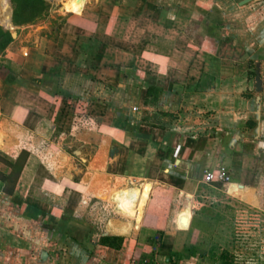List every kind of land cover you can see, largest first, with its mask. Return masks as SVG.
Masks as SVG:
<instances>
[{
  "label": "crops",
  "instance_id": "crops-1",
  "mask_svg": "<svg viewBox=\"0 0 264 264\" xmlns=\"http://www.w3.org/2000/svg\"><path fill=\"white\" fill-rule=\"evenodd\" d=\"M75 8L53 33L23 26L0 62V157L23 158L12 194L0 171V264L126 262L143 229H161L162 240L183 233L205 199L221 194L264 215V0H80ZM147 87L160 90L155 100ZM218 165L228 184L204 181ZM34 191L46 198L40 207L26 200ZM158 191L171 196L166 209L153 203ZM115 203L136 213L137 229L135 220L127 232L111 228L127 221ZM94 205L112 211L100 235L123 237L119 249L91 239L115 253L111 261L57 250L59 235L83 242L73 215L81 220ZM62 213L72 218L69 234L57 230Z\"/></svg>",
  "mask_w": 264,
  "mask_h": 264
},
{
  "label": "rangeland",
  "instance_id": "rangeland-1",
  "mask_svg": "<svg viewBox=\"0 0 264 264\" xmlns=\"http://www.w3.org/2000/svg\"><path fill=\"white\" fill-rule=\"evenodd\" d=\"M45 1L48 7L40 19H37L34 23L20 26L13 23L14 27L8 30L13 39L19 32L26 30L22 29L23 26H29L27 30L32 28L41 29L44 26L43 30L53 33L58 23L64 18L65 13L76 9V5L80 2V0H66V2L65 0ZM10 10L13 11L12 1L0 0L1 24L11 25L10 17L12 18V16L10 15ZM6 55L7 53L4 49L0 51V62L6 60ZM2 159L0 160V171L10 172L11 169ZM5 186L6 184H4L3 188ZM125 187L128 186H123L120 189ZM119 190L112 193L110 198L108 197L112 202H114V196ZM207 190L213 192L212 189ZM26 200L33 202L36 206L39 205V207L46 202V198L38 191L28 193ZM205 200L203 207L191 217L189 229L183 233L164 237L162 240L163 235H160L161 233L158 231L143 229L139 233L132 251L126 254L127 264H143V259H148L149 256L148 264H220L218 257L224 252L227 253V263L229 264H264V215L242 204L239 200L226 197L224 194L206 198ZM183 205L188 209L191 208V204L187 200ZM115 206L127 218V221L111 228H115V230L120 232H127L131 228V221L135 220L133 228L137 229L139 219L136 217V213L116 203ZM27 213L30 214L31 211ZM84 214L81 220L77 219L76 215H73L75 222L79 223L80 227L75 229V225H72L75 234L84 238L83 242L81 244H72L65 239V236L58 234L60 237L58 236L56 244L57 250L64 252L67 256L71 253L70 255L79 259L84 257L85 260H89L90 256L86 259L87 253H90L91 257L93 253V255L104 256L107 261L113 260L115 255L113 251L96 248L95 244L91 242L101 234V231H104L103 224L108 217L112 216V211L109 207L105 209L101 205L98 207L94 205ZM71 220L72 218L69 219V222ZM65 224L68 225V221L60 222L57 226ZM82 228L86 230L87 235L81 232ZM176 229L179 228L176 227ZM59 233H62V231ZM87 237L88 239H85ZM76 253H78L77 256H75ZM167 256H171L172 260L166 261ZM74 260L69 258L68 264H77L76 262L74 263ZM120 260L118 264H126L121 258Z\"/></svg>",
  "mask_w": 264,
  "mask_h": 264
},
{
  "label": "trees",
  "instance_id": "trees-1",
  "mask_svg": "<svg viewBox=\"0 0 264 264\" xmlns=\"http://www.w3.org/2000/svg\"><path fill=\"white\" fill-rule=\"evenodd\" d=\"M13 4V11H12V20L15 25H23V24H31L34 23L37 19H40L44 12L46 11L48 5L45 0H11ZM13 40V37L11 36V33L8 30H4L0 26V51L5 49V47ZM8 74V78H12V80L16 82L22 83V80L17 78V75L7 66H3ZM33 81V80H32ZM35 81V80H34ZM35 83V82H33ZM160 93V90L158 88L154 87H147L144 94L145 98L147 96H152V98L155 100ZM144 98V101L146 100ZM2 158H0L1 160ZM2 161L11 169L9 172V175H2V181L5 182L6 186L4 188V192L8 194H12L14 184L16 183V180L19 176L20 170L23 165V158L20 156L15 162H10L8 160L2 159ZM170 195H167L165 192H156L153 197V203L161 206L162 208H167L168 205V200L170 199ZM159 207V208H161ZM49 220L53 221V217H48ZM66 220V215L63 214L57 221L56 225L60 222H65ZM74 222V221H73ZM55 223V222H54ZM71 223V222H68ZM75 223V224H74ZM73 224L75 225V229H77L79 226V223L74 222ZM72 226V224H71ZM58 231H62V233L69 234V231L65 225H59L57 226ZM81 232L83 234H86V230L83 228L81 229ZM159 233H162L161 229H158ZM123 237L120 235H108V234H103L100 235L98 239L99 245H103L112 249H119L122 245ZM172 257L167 256L166 261H171ZM220 259V264H229L227 263V253H221L220 256L218 257ZM143 259V258H141ZM150 259V256L149 258ZM148 259H143V264H148L149 260Z\"/></svg>",
  "mask_w": 264,
  "mask_h": 264
},
{
  "label": "water",
  "instance_id": "water-1",
  "mask_svg": "<svg viewBox=\"0 0 264 264\" xmlns=\"http://www.w3.org/2000/svg\"><path fill=\"white\" fill-rule=\"evenodd\" d=\"M10 6V5H9ZM10 15L12 16V10H10ZM11 19V25H3L0 23V26L4 29V30H10L14 27L13 25V21H12V18L10 17ZM13 35V34H12ZM254 80H255V90L256 92H261L262 90V80L260 78V64L259 63H256L255 65V77H254ZM259 96L256 97L255 99V108H254V112H253V116L255 118V122H256V126L254 128V131H257L258 130V123H259Z\"/></svg>",
  "mask_w": 264,
  "mask_h": 264
},
{
  "label": "built area",
  "instance_id": "built-area-1",
  "mask_svg": "<svg viewBox=\"0 0 264 264\" xmlns=\"http://www.w3.org/2000/svg\"><path fill=\"white\" fill-rule=\"evenodd\" d=\"M230 174L228 169L223 165H218L215 169H209L205 171V182H218L221 184H228L230 182Z\"/></svg>",
  "mask_w": 264,
  "mask_h": 264
},
{
  "label": "bare ground",
  "instance_id": "bare-ground-1",
  "mask_svg": "<svg viewBox=\"0 0 264 264\" xmlns=\"http://www.w3.org/2000/svg\"><path fill=\"white\" fill-rule=\"evenodd\" d=\"M146 193H147V191H146V190H144V192H143V195H144V194H146ZM141 200H142V199H141ZM142 202H143V201H142ZM138 204H139V203H138ZM139 210H140V209H139ZM138 223H139V222H138Z\"/></svg>",
  "mask_w": 264,
  "mask_h": 264
}]
</instances>
